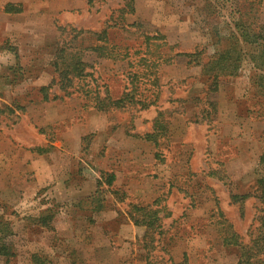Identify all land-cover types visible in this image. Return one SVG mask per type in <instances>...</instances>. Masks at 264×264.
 <instances>
[{"label":"rangeland","instance_id":"374dc122","mask_svg":"<svg viewBox=\"0 0 264 264\" xmlns=\"http://www.w3.org/2000/svg\"><path fill=\"white\" fill-rule=\"evenodd\" d=\"M126 2L0 0V264L264 258V0Z\"/></svg>","mask_w":264,"mask_h":264},{"label":"trees","instance_id":"16d2710c","mask_svg":"<svg viewBox=\"0 0 264 264\" xmlns=\"http://www.w3.org/2000/svg\"><path fill=\"white\" fill-rule=\"evenodd\" d=\"M94 0H87L88 5H92ZM133 2L134 0H127L125 7L128 8V10L130 12L133 11ZM5 10L7 12H18L20 11V8H15L13 5H7ZM137 25L138 29H141V24H135ZM238 28L241 29V31H243L245 28L242 24L238 25ZM106 30L101 31L100 33H96L98 36L99 40H103L105 41L106 39ZM144 38L146 40H152V39H163V36H161L160 34H158L156 32V34H152L149 35L148 33H144ZM99 47V48H98ZM97 50L99 51H104V49H106V45H97L96 47ZM125 54H127V52H125ZM123 54V55H125ZM194 56H197L196 53H194ZM183 58L186 60V63H195V59H192V54L190 53H177L175 55V59H180ZM226 56H219V60H223L222 58H225ZM233 59L234 61L228 63V64H223L220 66V71L226 72L228 71L229 74H235L236 72V68L238 67V62H237V58L242 59L243 55H237L236 57H226L224 59V61L226 59ZM223 61V62H224ZM218 62V60H217ZM80 72V71H79ZM77 72V73H79ZM216 77L213 76L212 78V82L209 86L210 90L215 93L217 90V84H216ZM66 80L69 82L70 80H68V78H66ZM48 87H42L41 88V92H43V98L44 100L48 99L46 91H47ZM128 94V93H127ZM213 98L215 99V97L213 96ZM124 100L118 99V100H112L110 97L105 96L104 98H101L99 96H97L96 98V106L98 109L100 110H104L107 109L109 107H120L122 106V102ZM215 101L213 100V102L210 103V106L213 110H215ZM157 133L155 131H153L152 133H146L144 135H142L141 137L145 140V141H151L152 143H154L155 145L157 144ZM37 151H41V152H47L49 151V148L46 149H41V150H37ZM260 164L264 165V154H262L261 158H260ZM114 176L113 175H109L107 177V182L110 184L113 180ZM258 182H260L261 184L264 183V179H260ZM157 210L152 209L149 205L147 206H137V205H132L131 207V219L133 220V222L135 224H144L147 226L148 230H156L157 229V224L155 225V223H157L158 217H157ZM138 213V214H137ZM52 215L51 214H46V216H43L42 219L40 220V225L41 226H45L50 228V221H51ZM155 225V226H154ZM8 235L7 233L4 234L3 236H0V255L1 256H8L10 255L9 252V241L7 239ZM264 242V241H263ZM252 257V256H251ZM250 256H247V259L245 261H240V264H264V258H260L259 260L255 261L253 258H251ZM179 264H186V262L183 263H179Z\"/></svg>","mask_w":264,"mask_h":264}]
</instances>
